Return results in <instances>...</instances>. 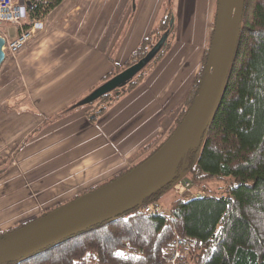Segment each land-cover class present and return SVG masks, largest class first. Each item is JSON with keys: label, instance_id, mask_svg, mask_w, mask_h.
Returning <instances> with one entry per match:
<instances>
[{"label": "crops", "instance_id": "crops-1", "mask_svg": "<svg viewBox=\"0 0 264 264\" xmlns=\"http://www.w3.org/2000/svg\"><path fill=\"white\" fill-rule=\"evenodd\" d=\"M166 6V52L91 122L78 101L125 66ZM216 7L62 0L41 19L43 28L0 66V231L119 178L149 153L145 145L174 125L201 69Z\"/></svg>", "mask_w": 264, "mask_h": 264}, {"label": "trees", "instance_id": "trees-1", "mask_svg": "<svg viewBox=\"0 0 264 264\" xmlns=\"http://www.w3.org/2000/svg\"><path fill=\"white\" fill-rule=\"evenodd\" d=\"M61 1L29 0L24 28L42 19ZM171 18L170 8H165L124 67L140 59L164 33L172 32ZM214 23L215 16L213 27ZM212 32L213 29L211 36ZM169 37L157 55L124 87L77 108L93 106L87 116L94 122L142 80L146 68L166 52ZM208 48L209 45L174 125L162 138L145 145L144 149L150 151L137 164L152 155L184 117L200 87ZM66 112L53 118H61ZM183 174L198 184L228 176L233 182L226 194L210 196L202 189L204 193L195 197L173 198L169 208L163 210L160 199ZM148 206L150 210L145 211ZM36 217L0 231V239ZM173 236L196 241L192 264H264V0H244L238 41L217 108L201 142L184 154L173 177L120 215L2 264H84L91 259L99 264H166Z\"/></svg>", "mask_w": 264, "mask_h": 264}, {"label": "water", "instance_id": "water-1", "mask_svg": "<svg viewBox=\"0 0 264 264\" xmlns=\"http://www.w3.org/2000/svg\"><path fill=\"white\" fill-rule=\"evenodd\" d=\"M243 8L244 0H217L200 87L182 120L158 149L119 178L68 200L1 238L0 264L26 257L120 215L173 177L184 154L201 142L217 108L235 53ZM167 35L164 33L136 62L93 89L77 106L124 87L157 55ZM4 45L0 36V66L5 59Z\"/></svg>", "mask_w": 264, "mask_h": 264}, {"label": "built area", "instance_id": "built-area-1", "mask_svg": "<svg viewBox=\"0 0 264 264\" xmlns=\"http://www.w3.org/2000/svg\"><path fill=\"white\" fill-rule=\"evenodd\" d=\"M29 0H0V36L4 38L5 54L14 55L26 43L33 39L34 35L43 28L41 19L34 20L29 28L25 29L23 24L27 21ZM8 26L16 27L17 34L10 37ZM178 192H180L178 190ZM146 207L145 211H149ZM196 241L189 237L173 236L170 240L169 252L165 257L166 264H192ZM96 257V254L94 255ZM84 264H99L95 260H87Z\"/></svg>", "mask_w": 264, "mask_h": 264}, {"label": "rangeland", "instance_id": "rangeland-1", "mask_svg": "<svg viewBox=\"0 0 264 264\" xmlns=\"http://www.w3.org/2000/svg\"><path fill=\"white\" fill-rule=\"evenodd\" d=\"M165 8L168 9L167 6ZM8 27H9V30L10 28L12 29L14 28L13 29L14 31L12 32L16 31V27L14 26H8ZM16 53H14V55H16ZM14 55H10L7 53L5 54V59L6 58L10 59V57L13 58ZM1 77H4V76H1ZM6 79H8V76L6 77ZM16 89L19 90L18 87H16ZM92 107L93 106H87V109L89 110V112L92 111ZM232 182H233L232 178L228 176L222 179H219V178L205 179V180L200 181L199 182L200 184H198V183L193 182L190 179V176L188 174H183L180 180L175 182L170 189L164 192V196L162 197V199H160L161 208L163 210H167L170 206V202H171L170 200H172L173 198L177 196L183 197V198H191L197 195H201L204 193L202 189H204L206 193L210 196H219L222 194H226ZM177 188H179L181 192H178V190L176 191Z\"/></svg>", "mask_w": 264, "mask_h": 264}]
</instances>
